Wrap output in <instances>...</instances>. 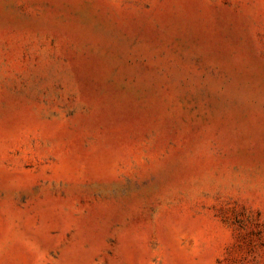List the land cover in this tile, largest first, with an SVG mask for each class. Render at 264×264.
<instances>
[{"label":"rangeland","instance_id":"1","mask_svg":"<svg viewBox=\"0 0 264 264\" xmlns=\"http://www.w3.org/2000/svg\"><path fill=\"white\" fill-rule=\"evenodd\" d=\"M0 264H264V0H0Z\"/></svg>","mask_w":264,"mask_h":264}]
</instances>
